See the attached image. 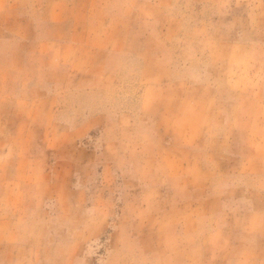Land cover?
I'll return each instance as SVG.
<instances>
[{"label": "rangeland", "instance_id": "obj_1", "mask_svg": "<svg viewBox=\"0 0 264 264\" xmlns=\"http://www.w3.org/2000/svg\"><path fill=\"white\" fill-rule=\"evenodd\" d=\"M0 221V264H264V0H0Z\"/></svg>", "mask_w": 264, "mask_h": 264}, {"label": "crops", "instance_id": "obj_2", "mask_svg": "<svg viewBox=\"0 0 264 264\" xmlns=\"http://www.w3.org/2000/svg\"><path fill=\"white\" fill-rule=\"evenodd\" d=\"M123 7H126V6H125V5H122V6L120 7V9L122 10ZM200 168H201L202 171L205 170L203 167H200ZM0 222H1V221H0ZM4 222H6V221H4ZM6 247H7V251H8L7 254H9V255H6L5 258H2V261H1L0 263H12V262H14V263H24V261H21V260H20V255H19V253H16V254L13 255V257L16 258V259H15L16 261L13 260V259L10 257V252H9V250H11V248H12V249L18 248L19 250H20L21 248L25 249L27 246H25L24 244H23V245L20 244L19 246H16L15 244H8V246H6ZM38 260H39L38 258H35L36 263H37Z\"/></svg>", "mask_w": 264, "mask_h": 264}]
</instances>
